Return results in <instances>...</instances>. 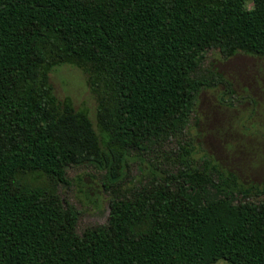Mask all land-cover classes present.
<instances>
[{"label": "trees", "instance_id": "trees-1", "mask_svg": "<svg viewBox=\"0 0 264 264\" xmlns=\"http://www.w3.org/2000/svg\"><path fill=\"white\" fill-rule=\"evenodd\" d=\"M211 50L264 56V0H0V264H264V184L180 145L172 168L123 185L223 82ZM62 64L87 73L96 126L55 95ZM81 165L111 198L107 223L79 232L60 189Z\"/></svg>", "mask_w": 264, "mask_h": 264}, {"label": "rangeland", "instance_id": "rangeland-1", "mask_svg": "<svg viewBox=\"0 0 264 264\" xmlns=\"http://www.w3.org/2000/svg\"><path fill=\"white\" fill-rule=\"evenodd\" d=\"M206 66L219 72L224 80L199 95L196 119L177 138L169 139L164 156L134 158L123 181L126 187L147 179L151 164L172 168V157L180 145L192 146L191 160L201 163L211 158L224 169L238 175L246 184H264V56L239 53L224 58L220 51L208 53ZM55 95L71 98L76 109H85L96 126L97 99L81 68L62 64L50 73ZM232 91V92H231ZM105 172L93 165L71 167L69 182L60 193L79 210L78 230L106 224L110 214V192L103 184ZM211 264H229L220 259Z\"/></svg>", "mask_w": 264, "mask_h": 264}]
</instances>
